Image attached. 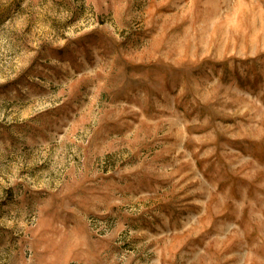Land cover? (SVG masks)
Masks as SVG:
<instances>
[{
    "label": "rangeland",
    "instance_id": "rangeland-1",
    "mask_svg": "<svg viewBox=\"0 0 264 264\" xmlns=\"http://www.w3.org/2000/svg\"><path fill=\"white\" fill-rule=\"evenodd\" d=\"M0 264H264V0H0Z\"/></svg>",
    "mask_w": 264,
    "mask_h": 264
}]
</instances>
